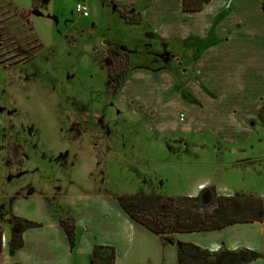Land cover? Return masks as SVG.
Returning <instances> with one entry per match:
<instances>
[{
    "label": "rangeland",
    "instance_id": "1",
    "mask_svg": "<svg viewBox=\"0 0 264 264\" xmlns=\"http://www.w3.org/2000/svg\"><path fill=\"white\" fill-rule=\"evenodd\" d=\"M79 1L41 0L34 8L32 0H0L4 249L10 243L13 217L44 224L77 220L75 209L95 206L99 213L86 226L104 235L105 223L113 222L120 206L118 198L187 197L199 177L211 181L208 189L217 196L264 200V163L258 162L264 157V123L259 113L254 138L228 146L232 154L226 145L219 151L218 140L199 129L180 134L188 120L181 105L196 103L191 96L193 76L167 56L165 45L148 39V45L136 48L141 43L134 38L143 33H135V27L143 19L132 5L117 6L113 13L107 0H91L90 17L84 18L75 12ZM140 1L145 0H133ZM118 9L140 24H129ZM113 43L133 51L130 74L117 95L108 84L106 66ZM179 143L208 146L192 149L188 159L199 166L188 168L184 178L179 158L169 153ZM175 147L182 153L180 146ZM196 170L199 174H194ZM104 189L111 199L97 205L74 198ZM207 194L204 203L210 202ZM141 235L133 256L145 258L152 252L157 264L176 263L177 253L172 260L171 249L177 252V246H163L148 232Z\"/></svg>",
    "mask_w": 264,
    "mask_h": 264
},
{
    "label": "crops",
    "instance_id": "2",
    "mask_svg": "<svg viewBox=\"0 0 264 264\" xmlns=\"http://www.w3.org/2000/svg\"><path fill=\"white\" fill-rule=\"evenodd\" d=\"M90 1L81 0L78 3L89 7ZM263 2L264 0H211L204 5L202 11L188 13L183 10V0H107L113 13H117V6L132 5L133 10L142 14L143 22L135 27V33H143V37L134 38L141 43L136 48L146 45L148 39L151 43L165 45L168 56L173 57L193 76L191 96L196 103L186 101L181 105L186 109L188 120L186 119L184 129H179V133L191 135L192 132L202 131L210 134L218 140L215 147L219 151L226 145L231 154L232 149L228 146L240 145L254 138L255 129L259 128L258 113L264 104ZM144 31L147 33L144 34ZM122 48L128 51L127 48ZM187 145H175L180 146L177 149L183 150L182 153H176L178 151H174L175 146L169 148V153L179 158L177 166L180 165L184 172L182 178L188 168L196 169L199 166L188 159L193 156L192 149H208L206 143ZM163 146L167 148L166 145ZM256 162L257 160L246 163L250 165ZM258 162L264 163V157ZM194 174H199V171L196 170ZM211 186L210 180L199 177L198 182L193 185V192L188 193L187 197H197ZM74 198L83 200L81 203L95 205L106 198L111 199L105 189ZM78 210L75 209L79 217L75 220L76 247L73 251L56 219L46 224L38 222L40 227L23 233L24 246L15 255L3 250L0 264H91L95 245L115 247L116 264H143L145 258L147 264H157L154 259L156 255L152 252L145 255V258L133 256L137 242L143 239L141 234L154 233L135 223L120 206L116 207L113 222L105 223L107 232L102 233L104 235H100L96 229L90 232L89 226H86L96 219L98 208L91 206ZM154 235L163 246H177L180 242L215 253L254 251L261 254L262 258L249 264H264L262 223H240L216 231L174 234L172 243L162 236ZM156 253L160 251L156 250ZM175 253L177 252L172 248V260ZM160 263L165 264L164 261ZM174 264H179L178 258Z\"/></svg>",
    "mask_w": 264,
    "mask_h": 264
},
{
    "label": "trees",
    "instance_id": "3",
    "mask_svg": "<svg viewBox=\"0 0 264 264\" xmlns=\"http://www.w3.org/2000/svg\"><path fill=\"white\" fill-rule=\"evenodd\" d=\"M34 8L41 0H32ZM211 0H183L184 12H200ZM264 9V2H263ZM118 13L131 25L140 24V20L128 19L125 11ZM106 66L108 84L117 95L130 74V55L115 46H109ZM259 119L264 123V107L259 112ZM204 193L210 194V202L204 203ZM197 197L132 196L120 197L118 203L124 212L137 224L152 233L173 242L172 236L180 233L208 232L221 230L240 223L264 224V200L217 196L214 189H207ZM70 248L76 247L75 220H60ZM41 225L21 217H13L12 234L8 253H15L24 246L23 233ZM2 233H0V237ZM4 250L0 243V255ZM179 264H249L262 255L250 250L211 252L193 244L177 243ZM91 264H116V249L113 246L95 245Z\"/></svg>",
    "mask_w": 264,
    "mask_h": 264
},
{
    "label": "built area",
    "instance_id": "4",
    "mask_svg": "<svg viewBox=\"0 0 264 264\" xmlns=\"http://www.w3.org/2000/svg\"><path fill=\"white\" fill-rule=\"evenodd\" d=\"M75 12L78 13L81 17L88 18L90 16L89 7L85 4L76 5Z\"/></svg>",
    "mask_w": 264,
    "mask_h": 264
},
{
    "label": "flooded vegetation",
    "instance_id": "5",
    "mask_svg": "<svg viewBox=\"0 0 264 264\" xmlns=\"http://www.w3.org/2000/svg\"><path fill=\"white\" fill-rule=\"evenodd\" d=\"M90 17V16H89ZM124 20V19H123ZM109 46H115L116 48H118V49H120V50H123V51H126V50H124L121 46H119V45H117V44H111V45H109ZM129 55H130V57H131V53L130 52H128V51H126ZM167 56H168V54H167ZM170 56V55H169ZM170 58H173V57H171L170 56Z\"/></svg>",
    "mask_w": 264,
    "mask_h": 264
},
{
    "label": "water",
    "instance_id": "6",
    "mask_svg": "<svg viewBox=\"0 0 264 264\" xmlns=\"http://www.w3.org/2000/svg\"><path fill=\"white\" fill-rule=\"evenodd\" d=\"M207 196H209V194H207ZM210 197V196H209ZM203 199H205L206 198V196H204V197H202ZM208 198V197H207ZM210 200V199H209ZM205 203H206V201H205Z\"/></svg>",
    "mask_w": 264,
    "mask_h": 264
},
{
    "label": "bare ground",
    "instance_id": "7",
    "mask_svg": "<svg viewBox=\"0 0 264 264\" xmlns=\"http://www.w3.org/2000/svg\"><path fill=\"white\" fill-rule=\"evenodd\" d=\"M202 189H203V187H202Z\"/></svg>",
    "mask_w": 264,
    "mask_h": 264
}]
</instances>
